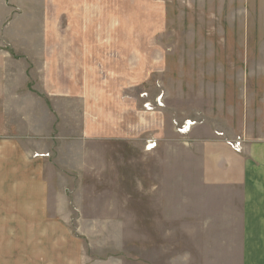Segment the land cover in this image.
Instances as JSON below:
<instances>
[{
    "label": "rangeland",
    "instance_id": "1",
    "mask_svg": "<svg viewBox=\"0 0 264 264\" xmlns=\"http://www.w3.org/2000/svg\"><path fill=\"white\" fill-rule=\"evenodd\" d=\"M20 34L33 37L36 54L48 43L94 56L58 58L63 69L66 61H75L74 78L63 74L79 80L69 91L52 88L43 57L33 58L32 129L29 89L20 72L25 64L14 62L6 45L21 102L7 105L5 119L0 117L6 133L40 136L50 131L52 112L62 118L59 129L67 138L53 146L60 169L52 167L44 178L50 183V207L64 208L71 241L75 237L84 251L83 263L241 264L239 250L229 248L222 233L203 231L199 214L206 210L190 209V199L206 191L199 183L190 186L181 168L185 163L175 164L189 157L182 150L175 155L172 143L201 127L244 143L241 136L254 125L252 104L264 98V0H5V5L0 0V38L11 44ZM46 35L53 40L45 42ZM46 94L91 95L99 100L98 107L91 98L88 102L105 119L104 133L113 131L110 118L118 119L119 139L83 142L80 104L55 97L45 104L38 96ZM122 94L129 102L118 105V113L112 108L123 102ZM125 107L133 114L127 132L120 116ZM234 140H226L227 146L241 153L244 144L238 152L230 144ZM46 144L35 147L43 151ZM182 172L186 176L180 178ZM58 193L70 201L55 199ZM56 235L44 242L56 243Z\"/></svg>",
    "mask_w": 264,
    "mask_h": 264
},
{
    "label": "crops",
    "instance_id": "2",
    "mask_svg": "<svg viewBox=\"0 0 264 264\" xmlns=\"http://www.w3.org/2000/svg\"><path fill=\"white\" fill-rule=\"evenodd\" d=\"M2 2L5 5V0ZM28 35L16 36L13 40L15 43L11 44H7L5 36L0 38V46H2L0 48V117L5 119L6 106L15 105L21 99L18 94L21 89L20 83L17 82L19 79L13 76L17 72L16 66L10 62L7 64L9 60L6 57L13 56L5 47L11 45L10 50L16 58L13 61L25 64V68L20 72L26 77L24 88L29 89V96H26L30 104L28 120L33 129V86L35 91L37 90V76L33 75L37 66L33 58H36V55L43 57L45 73L52 88H65L68 91L76 89L79 87L77 84L79 80H71L72 74L77 71L74 69L75 61L72 59L66 61V69H63L61 67L63 60H58L65 54L73 56L72 53H76L77 49L71 48L67 51L61 48L54 49L49 48L50 44L45 43V48L37 50L40 53L36 54L33 50V37L25 38ZM49 37L45 36V42L53 40ZM22 41L25 43L22 44ZM23 49L25 53H17L18 50ZM78 53L85 58L94 57L92 54H87L88 51L80 50ZM47 55H50V59L45 57ZM81 62L86 64L87 60ZM64 73L70 74L71 79L64 78ZM111 96L117 100L114 93ZM121 96L123 102L115 104L112 108L114 111L118 112L121 109L118 105L126 106L129 102L126 94ZM53 97L62 99L68 104L70 102L80 104L79 137L83 142L119 139L118 119L110 118L113 131L109 128L108 132L104 133L102 127L105 125L103 123L105 119L97 117L96 111L91 109V100H94L97 107L99 100L96 102L91 95L89 98L69 94ZM53 97L48 94L45 97L38 96L45 104L53 103ZM262 99L256 98L252 104L254 109L252 111L255 112L254 125L241 136L244 141V149L241 153L234 152L226 144V140H234L236 136L225 132L224 135L229 137L221 138L216 136L211 128L201 127L188 136L180 135L179 145L177 142L172 143L175 155L182 150L189 157V162L185 160L175 164L185 163L181 168L188 175L190 186L199 183L206 191L200 199H190V209L206 210L205 215H202V211L198 213L201 224L205 223L206 226L203 231L222 233L228 247L239 250L241 264H264V98ZM123 109L120 116L125 122V132H127L133 126V114L130 109L126 107ZM118 113L116 116L119 117ZM52 114L55 121L51 123L50 131L45 135L40 136L33 131L25 134L6 133L0 129V264H85L84 251L80 250V243L74 240L76 238L73 236L71 241L72 232L64 218L67 216L64 208L61 211H54L50 207L51 188L49 181L44 177L52 167L60 169L56 161L57 150L53 149V146L57 141L67 138L61 135L59 129L62 118L55 116L53 112ZM110 135L114 137H107ZM182 139L185 141L183 145L180 144ZM39 142L45 145L49 143L48 149L39 151L35 147ZM183 175L185 173L182 172L179 177L182 178ZM55 195H57L56 198L54 196L55 199L70 201L66 193ZM53 234H57L58 238L56 243L51 242L55 247L49 242H44L45 239L52 240ZM39 236L42 238L40 245L37 242Z\"/></svg>",
    "mask_w": 264,
    "mask_h": 264
},
{
    "label": "built area",
    "instance_id": "3",
    "mask_svg": "<svg viewBox=\"0 0 264 264\" xmlns=\"http://www.w3.org/2000/svg\"><path fill=\"white\" fill-rule=\"evenodd\" d=\"M149 107V105L147 106ZM184 127H182L179 131L182 133L183 132ZM231 146L236 150V151H240L241 145L243 144V142L241 141V138H237L236 140H234L232 143H230Z\"/></svg>",
    "mask_w": 264,
    "mask_h": 264
}]
</instances>
